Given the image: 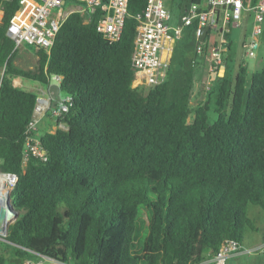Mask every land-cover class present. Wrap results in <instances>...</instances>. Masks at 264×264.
Wrapping results in <instances>:
<instances>
[{
	"label": "trees",
	"instance_id": "16d2710c",
	"mask_svg": "<svg viewBox=\"0 0 264 264\" xmlns=\"http://www.w3.org/2000/svg\"><path fill=\"white\" fill-rule=\"evenodd\" d=\"M19 1L0 0V171L18 177L10 194L18 215L3 242L14 253L0 254V264L37 255L65 264H200L224 240L242 244L245 228L258 231L247 207L264 211V54L249 77L239 65L232 76L225 71L210 81L217 38L208 33L198 55L192 26L174 41L163 81L134 87V17L147 0H129L118 41L96 31L101 8L87 23L73 13L49 55L36 51V68L25 70L14 64L17 49L6 35ZM51 76L61 78L70 102L39 123L45 160L24 163V133L38 96L12 81L45 86ZM207 83L214 91L192 108L194 91ZM53 124L66 129L49 133ZM142 207L151 219L136 252Z\"/></svg>",
	"mask_w": 264,
	"mask_h": 264
},
{
	"label": "built area",
	"instance_id": "2783aa9c",
	"mask_svg": "<svg viewBox=\"0 0 264 264\" xmlns=\"http://www.w3.org/2000/svg\"><path fill=\"white\" fill-rule=\"evenodd\" d=\"M66 1L73 2L75 7L62 10ZM128 3L129 0H20L18 10L7 26L6 35L14 42L17 50L22 45H30L35 51L42 50L49 55L60 27L71 14L78 13L85 16V23H87L95 9L101 8L103 18L96 26V31L111 44L118 41L122 33L128 16ZM244 13L252 15V26L250 35L244 39L241 48L245 57L254 58L260 48L263 31L264 0H258L256 4H253L252 0H202L200 3L190 4L181 13L179 22L175 26L169 24L170 13L165 6V0H147L144 12L134 17L137 26L130 56L133 71L132 85L147 86L162 82L168 68L166 65L160 68L159 65L164 39L175 41L182 36L185 29L192 26L195 27V52L198 55L202 53L203 42L200 41L202 28L207 27L206 35L210 33L217 38V44L209 55V71H211V77L215 73L213 79L222 77L226 71L225 54L230 50V42L226 35L230 33L232 27L240 26ZM223 67V74H218L217 71ZM1 75L2 72L0 78ZM60 81L59 76H51L48 84L41 85L42 88L36 91L38 98L24 133L22 153L24 163L29 158L45 160V153L38 138V126L52 109L47 89L52 83L59 87ZM69 102L70 99L67 96L58 101L54 109L56 116L67 110ZM17 181L16 174L0 171V210L5 214L7 212L6 198H10ZM11 222H8L4 230ZM0 236L6 237L4 232ZM262 251H264V241L258 246L247 249L246 253ZM240 252H243L242 245L235 240L227 239L221 243L215 254L200 264H225L228 257ZM37 257L36 262L26 260L23 264H43V261L50 264H65L42 255Z\"/></svg>",
	"mask_w": 264,
	"mask_h": 264
},
{
	"label": "rangeland",
	"instance_id": "374dc122",
	"mask_svg": "<svg viewBox=\"0 0 264 264\" xmlns=\"http://www.w3.org/2000/svg\"><path fill=\"white\" fill-rule=\"evenodd\" d=\"M186 2V0L184 1ZM167 3V2H166ZM72 7H75V4L71 1H66L65 5L61 8L62 10H67ZM167 8V5H166ZM172 14L177 15V10L171 9ZM251 30V14L244 13L243 18L241 20V26L239 28H231L230 34H229V40H230V50L228 53L225 54L226 59V74H230L232 76L234 72L236 71L237 67L239 65L245 66L247 68V75L250 76L251 73L255 71L258 67H261V60L263 58L264 54V43H261V47L256 52V57L250 58L245 57L243 50L241 48V39L242 36L247 35L249 31ZM188 33L187 30L183 32L182 36H186ZM263 39H264V22H263V33H262ZM264 41V40H263ZM170 46H171V40L169 42H165L162 45V51H161V58H160V68L164 65H166L167 58L169 56L170 52ZM26 51L28 54L31 55V58H25L21 53ZM34 55H35V49L30 45H22L16 56H15V65L19 68L27 70L28 68H36V64L34 62ZM163 69V68H162ZM218 74L222 75V70L217 71ZM28 85L31 87H36L37 83L25 80ZM215 85L212 83H209L205 91L202 93H196L194 94L192 101H191V107L194 108L196 104L202 103L205 99H208L211 92L214 91ZM60 99H63L65 97L64 93L60 92L59 95ZM213 96L211 95L210 99L208 100L210 104L208 105V111H207V123L213 124L216 120V114L214 113V107H213ZM52 117H56L55 110H50ZM247 215L254 219L255 226H257L258 231H253L249 228H245L243 231V243L242 245V251L239 254L243 255L244 257L241 259L240 263L238 264H264V251L262 252H251L246 253L247 249H251L255 246L260 245L264 241V237L262 239L263 233L262 229H264V211H262L257 206H251L249 205L247 207ZM151 219V212L149 209L142 207L140 208V215L138 218L137 226H136V232H135V238H134V248L136 252L141 251L142 244L145 240V237L147 235V229L148 224ZM4 241L0 240V254L4 255L5 257L11 259L14 253V249L5 243ZM234 255V254H232ZM232 255L226 259L225 264H235V262H232ZM37 259V258H36ZM36 259L33 262H36ZM248 259V260H247ZM38 260V259H37ZM17 263V262H16ZM43 264H50L49 262L43 261ZM237 264V263H236Z\"/></svg>",
	"mask_w": 264,
	"mask_h": 264
},
{
	"label": "crops",
	"instance_id": "0c3cea01",
	"mask_svg": "<svg viewBox=\"0 0 264 264\" xmlns=\"http://www.w3.org/2000/svg\"><path fill=\"white\" fill-rule=\"evenodd\" d=\"M185 0H165V6L167 5V10H168V12L170 13V21H169V24L171 25V26H175V25H177L178 24V22H179V17H180V15H181V13L184 11V10H186L189 6H190V4H189V1L188 0H186V2H184ZM202 1V0H201ZM167 2V3H166ZM171 9H174V10H177V15L176 14H172L171 13ZM1 19H2V12L0 11V21H1ZM240 26H241V24H240ZM239 26V27H240ZM251 26H252V15H251ZM239 27H234V28H239ZM233 28V27H232ZM251 31V30H250ZM250 31H249V33L247 34V35H243L242 36V39H241V45H242V42L244 41V39L245 38H248V36L250 35ZM262 33H263V31H262ZM230 34V33H229ZM229 34L227 35V39L229 40ZM264 39H263V36L261 35V38H260V47H261V43H264V41H263ZM170 41V39H167V38H165L164 39V43L165 42H169ZM229 42H230V40H229ZM173 46H174V40H171V46H170V52H169V56H168V58H167V61H166V67H168V65H169V61H170V57H171V53H172V49H173ZM19 50V49H18ZM18 50H17V52H18ZM25 58H28V59H30L31 58V55L30 54H28L26 51H24V52H22L21 53ZM37 56H36V51H35V55H34V62H35V64H36V62H37ZM15 62V61H14ZM15 64V63H14ZM28 69H33V68H28ZM216 78V77H215ZM214 78V79H215ZM213 79V76L211 77V81L212 80H214ZM12 84H13V86L14 87H17V88H21V89H25V90H28V91H38V89H41L42 88V86L40 85V84H38L37 83V86L36 87H31L30 85H28L27 83H26V81L25 80H22V79H20V78H14L13 79V81H12ZM196 93V91H194V94ZM194 96V95H193ZM197 105V104H196ZM49 113V112H48ZM43 120V119H42ZM42 122V121H41ZM61 128V129H66L64 126H62V125H59V126H57V125H55V124H53L52 126H50L49 128H48V132L49 133H54L55 132V130H56V128ZM263 231H264V229H262V233H263ZM263 237H264V233H263V236H262V239H263ZM244 256L243 255H241V254H239V253H237V254H234V255H232V262H235V264L237 263H240V261H241V259L243 258ZM229 258V257H228ZM248 260V259H247Z\"/></svg>",
	"mask_w": 264,
	"mask_h": 264
},
{
	"label": "water",
	"instance_id": "95a60500",
	"mask_svg": "<svg viewBox=\"0 0 264 264\" xmlns=\"http://www.w3.org/2000/svg\"><path fill=\"white\" fill-rule=\"evenodd\" d=\"M207 32H208L207 27L201 29V31H200V41L201 42L204 41V38H205V35ZM221 70L224 72V67ZM213 76H215V73H213ZM47 92L49 93V96L51 99V107H52V109H55L58 101L60 100V97H59L60 92H61L60 88L58 87V85L52 83L49 85ZM9 199H10L9 197L6 198V208H7L6 214L9 217V219L7 218L8 221H13L17 217L18 213L13 210V208L9 202ZM6 233H7V229L4 230L5 235H6ZM0 240L5 241V237L0 236Z\"/></svg>",
	"mask_w": 264,
	"mask_h": 264
},
{
	"label": "bare ground",
	"instance_id": "6f19581e",
	"mask_svg": "<svg viewBox=\"0 0 264 264\" xmlns=\"http://www.w3.org/2000/svg\"><path fill=\"white\" fill-rule=\"evenodd\" d=\"M7 218L9 219L8 215L0 210V234L4 232V229L9 222Z\"/></svg>",
	"mask_w": 264,
	"mask_h": 264
}]
</instances>
